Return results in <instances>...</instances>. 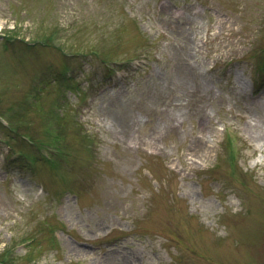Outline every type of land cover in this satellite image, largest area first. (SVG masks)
<instances>
[{
  "label": "rangeland",
  "instance_id": "374dc122",
  "mask_svg": "<svg viewBox=\"0 0 264 264\" xmlns=\"http://www.w3.org/2000/svg\"><path fill=\"white\" fill-rule=\"evenodd\" d=\"M0 264H264V0H0Z\"/></svg>",
  "mask_w": 264,
  "mask_h": 264
}]
</instances>
